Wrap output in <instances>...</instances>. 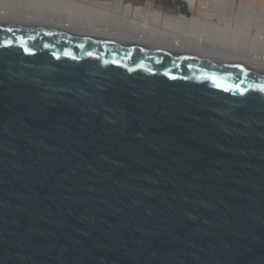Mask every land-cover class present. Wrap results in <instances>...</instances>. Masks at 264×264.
<instances>
[{
	"label": "water",
	"instance_id": "1",
	"mask_svg": "<svg viewBox=\"0 0 264 264\" xmlns=\"http://www.w3.org/2000/svg\"><path fill=\"white\" fill-rule=\"evenodd\" d=\"M262 88L238 61L0 21V264H264Z\"/></svg>",
	"mask_w": 264,
	"mask_h": 264
},
{
	"label": "bare ground",
	"instance_id": "2",
	"mask_svg": "<svg viewBox=\"0 0 264 264\" xmlns=\"http://www.w3.org/2000/svg\"><path fill=\"white\" fill-rule=\"evenodd\" d=\"M198 3L205 18L165 15L149 8L100 0H0V21L231 59L264 69V13L258 1ZM244 16L246 24L241 21ZM233 25L241 26L242 33Z\"/></svg>",
	"mask_w": 264,
	"mask_h": 264
},
{
	"label": "rangeland",
	"instance_id": "3",
	"mask_svg": "<svg viewBox=\"0 0 264 264\" xmlns=\"http://www.w3.org/2000/svg\"><path fill=\"white\" fill-rule=\"evenodd\" d=\"M100 1H111V2H120L122 4H130L134 8L137 7H144V8H149L152 9L153 11H159L163 12L165 15H179L180 12L178 10V7L174 4V0H100ZM188 2L189 8L191 11H193V16L191 18H200L203 17L201 15V10L199 6V1L200 0H186ZM246 1L248 2L247 4L251 3V0H237L238 3H243L246 4ZM258 3L261 5L262 11L264 13V0H257ZM151 6V7H150ZM226 13V11H225ZM244 20H241L242 23L246 24V17H243ZM217 22V19H215V23ZM234 28L241 30V26H235L233 25ZM243 26V25H242ZM240 34L242 33L241 31L239 32ZM254 33V32H253Z\"/></svg>",
	"mask_w": 264,
	"mask_h": 264
},
{
	"label": "crops",
	"instance_id": "4",
	"mask_svg": "<svg viewBox=\"0 0 264 264\" xmlns=\"http://www.w3.org/2000/svg\"><path fill=\"white\" fill-rule=\"evenodd\" d=\"M203 18H205V17L203 16ZM197 53H199V52H197ZM199 54H202V55H203L204 53H203V52H200ZM204 55H205V54H204ZM220 59H221V58H220ZM224 60H228V59H224ZM230 60H231V59H230ZM247 63H248V62H247ZM252 63H253V62H252ZM254 63H255V62H254ZM255 64H256V63H255ZM257 64H259V65H260V64H262V63H261V61H258V63H257Z\"/></svg>",
	"mask_w": 264,
	"mask_h": 264
},
{
	"label": "snow or ice",
	"instance_id": "5",
	"mask_svg": "<svg viewBox=\"0 0 264 264\" xmlns=\"http://www.w3.org/2000/svg\"><path fill=\"white\" fill-rule=\"evenodd\" d=\"M261 90L264 91V88H262Z\"/></svg>",
	"mask_w": 264,
	"mask_h": 264
},
{
	"label": "flooded vegetation",
	"instance_id": "6",
	"mask_svg": "<svg viewBox=\"0 0 264 264\" xmlns=\"http://www.w3.org/2000/svg\"><path fill=\"white\" fill-rule=\"evenodd\" d=\"M178 10H179V7H178Z\"/></svg>",
	"mask_w": 264,
	"mask_h": 264
},
{
	"label": "clouds",
	"instance_id": "7",
	"mask_svg": "<svg viewBox=\"0 0 264 264\" xmlns=\"http://www.w3.org/2000/svg\"><path fill=\"white\" fill-rule=\"evenodd\" d=\"M186 1V0H185ZM193 12V11H192Z\"/></svg>",
	"mask_w": 264,
	"mask_h": 264
}]
</instances>
